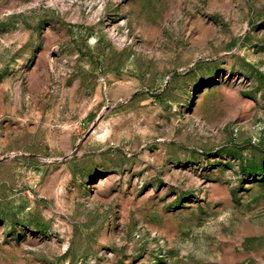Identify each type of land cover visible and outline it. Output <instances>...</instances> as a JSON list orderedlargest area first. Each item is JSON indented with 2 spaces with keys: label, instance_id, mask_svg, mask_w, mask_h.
<instances>
[{
  "label": "rangeland",
  "instance_id": "374dc122",
  "mask_svg": "<svg viewBox=\"0 0 264 264\" xmlns=\"http://www.w3.org/2000/svg\"><path fill=\"white\" fill-rule=\"evenodd\" d=\"M0 264H264V0H0Z\"/></svg>",
  "mask_w": 264,
  "mask_h": 264
}]
</instances>
